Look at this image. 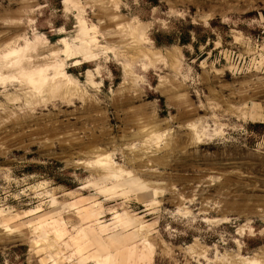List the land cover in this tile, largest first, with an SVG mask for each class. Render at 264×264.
<instances>
[{
  "label": "rangeland",
  "instance_id": "rangeland-1",
  "mask_svg": "<svg viewBox=\"0 0 264 264\" xmlns=\"http://www.w3.org/2000/svg\"><path fill=\"white\" fill-rule=\"evenodd\" d=\"M37 37L76 94L0 87V264H264V0H0Z\"/></svg>",
  "mask_w": 264,
  "mask_h": 264
},
{
  "label": "bare ground",
  "instance_id": "bare-ground-1",
  "mask_svg": "<svg viewBox=\"0 0 264 264\" xmlns=\"http://www.w3.org/2000/svg\"><path fill=\"white\" fill-rule=\"evenodd\" d=\"M77 23L79 27V37H84L88 33V28L81 18H79ZM89 41L94 43V39L91 37ZM44 50V45H42V42L37 37V41L35 42L25 40L21 46L10 48L4 54H1L0 87H6L11 83L17 84L19 88H23V93H27L29 96H27V98L33 101L36 100V103H45L49 100V95L56 91H60V97L65 100L72 98L74 94H76L74 90L75 87L73 86L70 88L65 86L66 82L69 80L68 75L63 70L61 64L48 62L45 59L46 55L43 53ZM51 53L54 54L55 51L52 50ZM61 53L65 55L66 59H74V65L80 63L79 59L86 62L97 59V56L92 50L88 49L85 45L68 47L65 43L64 47L61 49ZM72 84L74 85V83ZM25 101H28V99ZM92 152L96 153V155H92L94 158L86 161V163L89 166L100 168L106 173L105 175L107 177L114 178V182L110 187H97L99 193L104 194V192H108L110 189L118 193H125L133 188H140L141 185H144L140 184L138 178L129 171H125L124 176H121L123 171H116V167L118 166L113 163L108 153H101L97 149ZM245 261L246 264H258L257 260L254 258H249ZM97 264H110L109 258L103 257L97 261Z\"/></svg>",
  "mask_w": 264,
  "mask_h": 264
}]
</instances>
